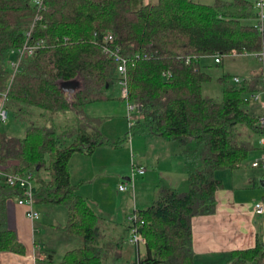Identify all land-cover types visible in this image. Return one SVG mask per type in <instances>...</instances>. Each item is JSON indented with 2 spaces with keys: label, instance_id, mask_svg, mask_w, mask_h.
<instances>
[{
  "label": "trees",
  "instance_id": "obj_1",
  "mask_svg": "<svg viewBox=\"0 0 264 264\" xmlns=\"http://www.w3.org/2000/svg\"><path fill=\"white\" fill-rule=\"evenodd\" d=\"M257 1L43 0L39 7L34 0H0V103L23 129L22 135L0 130V169L31 174L35 203L64 205L65 231L83 240L61 262L46 252L38 264H195L192 220L216 212V192L223 186L216 173L243 167L251 152L262 149L264 133L245 99L263 90V74L238 86L223 76L224 98L217 101L203 94L211 77L201 59L264 53V31L254 26ZM31 25L32 40L44 45L13 72V51L24 45ZM109 33L112 47H122L128 59L123 99L141 108L138 120L115 141L103 135L102 125H93L99 119L85 113L121 79L115 59L104 51ZM67 83L73 92L66 91ZM68 114L74 116L71 124H57ZM134 135L177 144L188 184L184 191L160 187L149 207L135 210L133 222L117 223L77 192L70 160L76 152L92 155L99 146H123ZM20 195L21 189L0 178V252H25L8 224L7 203ZM112 224L117 235L109 233ZM132 229L145 238L146 254L136 245L135 259L127 261L123 233ZM230 264H264V246L258 241L233 252Z\"/></svg>",
  "mask_w": 264,
  "mask_h": 264
},
{
  "label": "rangeland",
  "instance_id": "obj_2",
  "mask_svg": "<svg viewBox=\"0 0 264 264\" xmlns=\"http://www.w3.org/2000/svg\"><path fill=\"white\" fill-rule=\"evenodd\" d=\"M196 1L211 4L214 0ZM12 58L16 60L17 54L13 53ZM201 61L205 71H207L211 77L209 81L202 85L203 94L210 96L217 101H221L224 98V87L220 80L223 76H229L231 78L230 83L237 86L241 85L240 83L244 82L252 75L262 73L264 77V61L260 60L253 54L238 56L226 55L222 57L221 63H216L213 56L203 57ZM236 77L240 79L239 83L235 82ZM253 94L258 95L259 100H255L252 97ZM245 99L248 101L246 105L247 109L252 115L259 118L264 116V90L247 93L245 94ZM85 113L88 118L99 119L93 125H102L103 135L112 141L126 135L129 131L130 125L135 123L139 118L137 110L130 111L128 102L123 99V86L119 81L111 83V86L107 90V99L90 103L87 105ZM73 119L74 116H71V114L62 115L57 118V124L61 126L71 124ZM0 130L7 131L13 135H22L23 133L22 125L16 123L11 116L9 117L7 123L0 124ZM149 139L151 138L143 135H134L128 138L123 146H102V160H107V162L111 160L115 164L114 168L117 170L122 172L129 171V174L127 175L116 177L114 173H111L113 165H109L107 167L102 166V185L97 182L95 189L94 184L90 186L93 190L92 194L101 200L99 209H101L102 213H104L108 218H112L120 223H127L129 221L127 219V215L131 214L130 217L135 215V210H133L134 199L139 200V206H143V208L151 204L153 191L152 189H149V187H151L150 183L145 181L138 182L139 179H143L140 178L136 170V166H138L140 161L147 162V158H149V160H153L156 154L160 156L159 173H161L162 176V186L166 185V181L169 176L174 175L172 170L169 169L170 164H172L169 158L171 157V160L173 159V164L182 159L180 158L181 154L179 146L177 144H174L176 146H173L172 144H169L170 142H163L171 141L169 138H157L160 139L159 141H162L161 143H157L154 142L156 140ZM131 140L134 142V148L131 146ZM262 154L263 153L260 150L251 152L245 162V168L249 171H254V173L257 172L262 174L264 170L261 169V167L257 169L252 167V162L260 159ZM152 171L153 167L150 166L148 169L149 176L152 174ZM176 175L179 176L176 181L178 185L177 188L182 191L186 190L188 184L187 181L184 182V177L180 173H176ZM125 177H128L131 180L128 182ZM125 183L128 184V190L126 191V194H121L119 192V187ZM100 188L102 190V195L99 192ZM260 191L264 192V188H260ZM127 194L131 197L128 200H125L124 197ZM146 201L148 203H146ZM46 205H48L51 210H48L51 212V219H54L59 225H66L67 208L64 205L36 204L35 207L41 216L39 221H43L45 215L42 213V208L40 206ZM44 221L47 222V226H41V229L37 228L36 239L40 245H44L47 242L57 243L55 262H61L67 248L74 249L83 246V240L80 236L68 233V235L65 233L63 234L61 231H59L58 234L56 228L51 227V221ZM119 231L120 230L116 226L113 224L110 225V235H117V232ZM123 235V259L132 261L136 256V245L130 241L131 234L123 233ZM65 243L72 245L64 246ZM115 251L120 252L122 250L115 249ZM140 252L142 256H145L146 247L144 244H140Z\"/></svg>",
  "mask_w": 264,
  "mask_h": 264
},
{
  "label": "crops",
  "instance_id": "obj_3",
  "mask_svg": "<svg viewBox=\"0 0 264 264\" xmlns=\"http://www.w3.org/2000/svg\"><path fill=\"white\" fill-rule=\"evenodd\" d=\"M145 1L149 2L151 0ZM143 136L151 138L149 140H156L154 142L157 143L162 142L157 138H165L161 136ZM163 142H170L169 144L176 146L172 141ZM133 143V140H131L132 147ZM103 147H97L92 155H86L82 152L74 153L70 160V176L72 183L77 186V192L92 204L96 212L109 220H113L112 218H108L102 213V210L99 209L101 200L92 194L93 190L90 186L94 184L95 189L97 182L101 184L102 166L107 167L113 165L111 173H114L116 177L127 175L129 171L122 172L117 170L114 168L115 164L111 160L108 162L107 160H102ZM260 151H262V149ZM154 157L153 160L147 158V162L140 161L138 164L146 168L145 174H138L140 178H143L142 180L139 179L138 182L145 181L150 183L151 187H149V189L153 191L152 202L155 199L156 191L163 184L161 173H159L160 156L156 154ZM180 158L182 159L174 164L173 159L171 160V157L169 158L172 163L169 169L172 170L174 175L167 178L168 182L166 181L165 186L177 188L178 185L176 181L179 176L176 175V173H180L184 177V182L187 181L188 174L186 162L182 155ZM150 166L153 167V171L149 176L148 169ZM252 167L254 166L252 165ZM254 168L257 169L259 167ZM216 176L223 182V186L216 192V212L211 215L197 216L192 220L195 264H230L233 252L252 249L257 245L258 241L264 246V213L256 214L254 211V205L257 202L264 201V192L260 191V188H264L260 184V180L264 179V172H262V174L257 172L254 173V171L247 170L244 165L238 169L220 170L216 173ZM125 179L128 182L131 180L128 177H125ZM127 190L128 188L125 191L119 192L121 194H126ZM99 192L102 195L101 188ZM130 197L131 196L127 194L124 199L128 200ZM146 203L148 202L146 201ZM139 204V200L134 199L133 210L145 209L151 205L143 208V206L140 207ZM40 207L42 208V213L45 214L44 220L51 221V227L56 228L58 234L59 231L63 234H67V232L64 231L65 224V226L59 225L54 219H51V212H49L51 210L48 205ZM7 211L9 227L16 232L19 241L24 245L25 252L16 253L2 251L0 252V264H38V261L45 259L46 252L53 254L55 260L57 243L47 242L44 245H40L36 239L37 228L41 229V226H47V222L44 220L40 222V219L36 222H32L26 215L27 208L19 205L16 199H10L8 201ZM130 215L131 214L127 215L128 220ZM115 222L120 223L118 221ZM67 245L72 244H64V246ZM68 250L71 249L67 248L65 253Z\"/></svg>",
  "mask_w": 264,
  "mask_h": 264
},
{
  "label": "built area",
  "instance_id": "obj_4",
  "mask_svg": "<svg viewBox=\"0 0 264 264\" xmlns=\"http://www.w3.org/2000/svg\"><path fill=\"white\" fill-rule=\"evenodd\" d=\"M36 5L39 7L43 6V0H34ZM256 11H257V19L254 24L256 28H258L260 31H264V0H258L256 2ZM41 18V17H39ZM32 30L33 25L29 28V30L26 31V41L24 45L16 50L13 51L14 54H17V59L10 61V67L13 70V72H16L19 69L20 61L25 55H33L36 53L40 48L44 45V40H32ZM113 36L109 33L106 34L104 41L106 45L104 46V51L108 55L112 56L116 63H117V71L119 75L121 76V79L119 80L120 84L123 86V98L128 97V91H127V84L125 80V73L127 69V62L128 59L124 57L123 55V49L122 47L115 46L112 47L113 42ZM249 53L245 52L243 54H238L236 52H233L231 54L232 56H238V55H248ZM256 57H258L260 60L264 61V53H253ZM139 57V55H138ZM197 59V58H195ZM216 63H221L222 56L216 55L214 56ZM191 57H188L186 59V62H190ZM264 82V77H262ZM235 82L239 83L240 79L235 78ZM264 90V88H263ZM4 98H5V94ZM252 97L255 100H259V96L253 94ZM129 110H137L138 114L141 112V108L137 106L136 104L129 103ZM9 120V113L7 109L4 106V101L0 103V124H5ZM261 125L264 128V116L260 117ZM259 144L262 148V156L260 159H257L255 162H253L254 167H261L264 169V133L259 139ZM137 173L140 175L145 174L146 168L144 166H136ZM0 178L3 179L9 186L17 187L21 189L22 195L17 196L15 199L19 205L25 206L27 208L26 215L27 217L32 220V222H36L40 219V213L36 209L35 205V199H34V183H33V177L31 174H23V173H8L2 169H0ZM128 188V184L125 183L123 185H120L119 189L120 191H125ZM254 211L256 214H263L264 213V201L257 202L254 205ZM136 219V216L129 217V221L133 222V220ZM132 243L135 245H140L145 243V238L136 232L135 229H132L131 231V240Z\"/></svg>",
  "mask_w": 264,
  "mask_h": 264
},
{
  "label": "water",
  "instance_id": "obj_5",
  "mask_svg": "<svg viewBox=\"0 0 264 264\" xmlns=\"http://www.w3.org/2000/svg\"><path fill=\"white\" fill-rule=\"evenodd\" d=\"M108 86H109V85L107 84V87H108ZM66 91L73 92V91H74V89H73V84H69V83H67V85H66ZM140 110H141V109H140ZM37 169H40V166H38ZM260 184H261L262 187H264V179H261V180H260Z\"/></svg>",
  "mask_w": 264,
  "mask_h": 264
}]
</instances>
